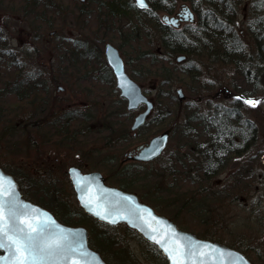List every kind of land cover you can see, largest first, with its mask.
Masks as SVG:
<instances>
[{
  "label": "rangeland",
  "instance_id": "obj_1",
  "mask_svg": "<svg viewBox=\"0 0 264 264\" xmlns=\"http://www.w3.org/2000/svg\"><path fill=\"white\" fill-rule=\"evenodd\" d=\"M104 2L0 0V35L14 55V58L0 55V166L16 175L29 199L51 209L61 221L74 224L73 221L83 219L80 224L88 228L91 244L97 250L100 248L112 264H162L164 258L154 245L129 228L123 225L108 228L82 213L68 175L72 165L84 171H101L115 186L128 175L127 180L135 182L127 187L129 191L152 205L153 200L159 199L162 206L159 213L173 217L183 229L243 250L252 262L264 264V87L253 90L233 68L217 66L212 74L223 87L215 88L211 94L226 89L231 93L199 101L202 97L194 92L195 83L178 69L181 63L175 61L177 66H167L162 62L166 68L165 73H160L159 68L151 69L149 62L143 59L146 52L157 53L159 32L152 29L150 45L147 41L132 43L138 39L129 34L125 19L108 16L105 9L98 6ZM182 6L188 10L182 11V22L178 26L183 30L193 23H189V9H192L187 2H179L175 12ZM161 14L159 12L158 17ZM245 31L246 28L242 34ZM51 32L56 33L50 35ZM106 42L120 50L126 61L125 69L156 106L169 110L166 112L169 114L171 108H180L181 116L171 114L173 118L160 126L150 123L151 116L147 128L139 131L140 137L134 140L131 135L130 141L125 140L123 136L131 132L134 117L144 109L127 111V102L120 97L106 62ZM163 75H169L167 81L172 84L162 83L166 82ZM29 77L39 78L33 85L42 84L43 91L36 96L30 95L34 87L27 84ZM13 82L23 84L12 91ZM178 87H182L187 97L182 105L176 98ZM235 93L259 101L255 108L242 102L243 116L252 119L258 129V142L254 151L229 159L224 171L211 181L213 185L231 181L241 186L230 203L220 204L210 197V208L203 201L190 204L187 201L190 196L184 199L173 194L180 188L187 193L189 184L177 182L171 188L169 183L174 161L185 154L192 143L190 136L184 135L187 132L184 127L190 126L187 118L199 109V114L209 117L215 104L234 103ZM159 96H163L160 103ZM68 116L76 120L66 123ZM194 124L201 130L199 121ZM169 126L173 132L161 158L146 165L131 166L120 176L113 175L125 153ZM183 131L186 132L183 134ZM207 142L206 137L198 141L203 147ZM252 157L254 162L250 163ZM133 164L125 163L126 166ZM168 168L170 174L166 172ZM249 175L251 178H247ZM212 215L214 223L207 220ZM105 237L113 244L112 248L100 246L98 239Z\"/></svg>",
  "mask_w": 264,
  "mask_h": 264
},
{
  "label": "trees",
  "instance_id": "obj_2",
  "mask_svg": "<svg viewBox=\"0 0 264 264\" xmlns=\"http://www.w3.org/2000/svg\"><path fill=\"white\" fill-rule=\"evenodd\" d=\"M147 1L149 8L146 10L138 9L134 1L130 0H105L104 4L99 3L98 6L101 9L104 8L105 13L113 19H125L126 28L130 29L129 34L133 35L134 39H138L132 41V43L139 44L141 41H147V45H150L148 41H150L152 29L159 32L157 53L146 52L142 56L144 60L149 62L151 69L157 67L161 70L160 73H165L166 67L163 64L177 66L178 64L175 63L176 57L185 56V61L181 62L178 69L195 83L194 92L199 94L202 99L205 97L210 99L209 96L215 88L223 87V83H218L217 76L212 74L214 72L212 69L217 66L230 67L231 70L233 68L235 73L245 79L253 90L264 87V0ZM179 2H187L196 14V21L184 27L183 30L162 24L158 17L159 12L172 14ZM246 5L247 7H245ZM241 17L242 20H240ZM244 28H246V31L242 34ZM139 35L142 38H137ZM7 47V41L1 38L0 35V55L14 58ZM168 77L169 75H163L166 82L162 83H170L167 81ZM27 81V84L38 83L39 78L35 80L33 77H29ZM15 83H12L14 87L12 91L23 84V82L22 84ZM29 87H34V90L30 92L31 97L43 91L41 83L32 84ZM19 95L21 99H25V96ZM31 97L30 99H32ZM171 97V99L175 97L172 91ZM162 98L163 96H159L157 98L158 102L163 100ZM243 105L242 101L238 102L234 99V103L229 106L225 104L212 106L209 117L206 114H203V116L199 114V109L187 118L190 126L184 127L187 132L183 131V134L186 132L184 135L190 136L189 140L192 143L189 144L185 154L174 161L175 164L172 166L173 171L171 172L172 182L169 183L173 188L177 182H187L190 189L184 194L182 188H180V190L173 193L174 195L184 199H186V196H190L187 200L190 204L203 201L202 203L206 202L209 208L208 199L210 197L220 204L230 203L232 195L238 192L237 190L241 185L233 184L231 181H228L227 184L224 181L216 182L213 185L211 180L224 171L223 169L226 168L229 159L239 158L243 152L254 151L253 148L258 142V129L252 119L243 116ZM171 109L173 110L169 114L166 113L169 110L165 111L162 106H156V111L152 115L150 123L160 126L168 121L167 119L171 117V114L176 117L181 116L182 109ZM71 119L76 120V117H65L66 123L70 122ZM196 121L201 123V130L198 129L197 124H194ZM148 123L140 130H145L150 124ZM180 125L179 123V127ZM174 127L177 128V124ZM139 131L138 136L140 137ZM123 137L127 141L133 138H131L128 131ZM205 137L208 142L203 147L199 145L198 141ZM253 160L252 157L249 162L252 163ZM133 163V165L117 167L113 175L120 176L129 167L144 164ZM166 172H170L169 168ZM127 178L128 175H125L124 178L120 179L118 186L127 190V187L135 185V182H129ZM247 178H251V176L249 175ZM159 201V199L152 201L156 209L162 208ZM171 218L173 219V217ZM207 220L213 223L215 221L213 215L208 217ZM73 222L74 224L79 223ZM98 240L101 241L100 246L112 248L113 244L107 237Z\"/></svg>",
  "mask_w": 264,
  "mask_h": 264
},
{
  "label": "water",
  "instance_id": "obj_3",
  "mask_svg": "<svg viewBox=\"0 0 264 264\" xmlns=\"http://www.w3.org/2000/svg\"><path fill=\"white\" fill-rule=\"evenodd\" d=\"M144 2L146 7L140 8L137 0H135V4L140 9L149 7L147 0H144ZM189 15L191 22H193L195 19L194 13L189 10ZM161 19L166 24L171 23L175 27L178 26L176 24L178 19L175 17L164 15ZM104 55L115 76L116 88L120 91V97L127 101V111H135L142 105L146 106V109L140 112L132 123L131 130L137 131L146 123L154 108V103L148 98L142 87L134 79H131L125 69V61L121 58L120 51L116 46L110 42L106 43ZM184 59L185 56H179L176 60L181 62ZM176 92L179 102L182 103L186 99L185 94L181 88L177 89ZM171 132L172 128H168L153 136L147 143L137 146L136 150L125 153L123 162L128 160L151 162L158 159L168 147ZM68 174L74 185L73 188L80 205L86 214L101 223L111 226L124 224L136 231L141 238L161 251L164 258L167 259V264H172V261L168 259L162 246L154 243L151 239L153 229H155L157 238L166 240L167 246L170 248L173 246V239L169 238L171 233L178 234L175 238V244L186 245L193 251L194 254L190 257L192 264H233L234 261H238L239 264H254L240 250L218 241L203 239L192 231L179 228L173 220L164 214H159L151 205L141 200L137 194L107 184L105 176L100 171L83 173L81 168L71 166ZM0 175L12 180L15 198L21 206V211L35 217L37 223L52 221L50 235H58L63 230V235L66 237L65 243L79 249V252L72 254V259L67 261V264H110L99 251L90 246L87 228L61 222L51 211L26 200L16 179L1 167ZM97 213L100 215H97ZM153 217H155V220H153ZM23 219L24 217H21V220ZM80 252H83L84 255H80ZM6 256H8V253L0 249V257ZM0 264H3V261H0Z\"/></svg>",
  "mask_w": 264,
  "mask_h": 264
},
{
  "label": "snow or ice",
  "instance_id": "obj_4",
  "mask_svg": "<svg viewBox=\"0 0 264 264\" xmlns=\"http://www.w3.org/2000/svg\"><path fill=\"white\" fill-rule=\"evenodd\" d=\"M137 3L140 8L146 7L144 0H137ZM236 100L252 108L259 103L257 100L244 99L242 96H237ZM20 208L15 198L12 180L0 175V249L8 253V256L0 257L3 264H67V261L72 259V254L79 252L77 247L65 243L63 230L58 235H50L52 221L37 223L35 217L21 211ZM21 217L24 219L21 220ZM152 232L151 239L162 246L172 264H192L190 257L194 254L193 251L186 245L175 244L178 234L171 233L169 238L173 239V246L170 248L166 240L157 238L155 229ZM80 255L84 253L80 252ZM233 264L239 262L234 261Z\"/></svg>",
  "mask_w": 264,
  "mask_h": 264
},
{
  "label": "flooded vegetation",
  "instance_id": "obj_5",
  "mask_svg": "<svg viewBox=\"0 0 264 264\" xmlns=\"http://www.w3.org/2000/svg\"><path fill=\"white\" fill-rule=\"evenodd\" d=\"M181 12H179V14H180ZM179 14H177V17L179 16ZM181 15V14H180ZM134 149V148H133Z\"/></svg>",
  "mask_w": 264,
  "mask_h": 264
}]
</instances>
